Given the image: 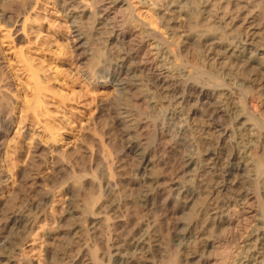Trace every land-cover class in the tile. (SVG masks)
Segmentation results:
<instances>
[{"label":"bare ground","instance_id":"obj_1","mask_svg":"<svg viewBox=\"0 0 264 264\" xmlns=\"http://www.w3.org/2000/svg\"><path fill=\"white\" fill-rule=\"evenodd\" d=\"M202 1L192 22L186 0H0V264H156L165 232L179 248L176 264H264V205L255 220L250 206L256 196L247 190L264 171L252 153L264 149L262 133L239 135L236 150L230 145L220 156L234 132L220 127L224 119L217 124L229 113L217 100L226 94L178 81L191 75L190 64L179 76L175 71L179 40L211 43L204 62L222 74L234 70L232 60L250 70L264 106V19L256 10L264 0ZM201 20L220 32L191 39L184 27H199ZM143 107L151 110L146 119ZM153 128L160 146L194 148L190 138L200 133L207 149L189 156L184 169H201L211 180L200 175L197 187L187 189L190 176H152L160 162L141 142ZM91 139L106 153L104 178L95 169L100 160ZM81 154L88 170L78 169ZM131 155L138 176H117ZM66 175L78 188L63 184ZM260 189L264 201V181ZM20 191L26 199L9 206ZM75 192L84 194L85 209L73 206ZM201 197L197 220L165 227L170 216L193 211ZM62 234L74 236L70 253L52 248ZM87 239L100 247L96 254Z\"/></svg>","mask_w":264,"mask_h":264},{"label":"rangeland","instance_id":"obj_2","mask_svg":"<svg viewBox=\"0 0 264 264\" xmlns=\"http://www.w3.org/2000/svg\"><path fill=\"white\" fill-rule=\"evenodd\" d=\"M231 1L234 2V3H236V2L244 3V2H247L248 0H231ZM202 2H203L202 0H186L187 9H188L189 13L191 12V14H192V20H193L192 22L196 21V19L198 18L197 14H199ZM225 8H227L226 5L222 7V9H225ZM256 10H258L261 13L260 16H262L263 19H264V7H263V5L261 3H257ZM205 17H208V16L205 15ZM217 22H219V21L217 20ZM262 22H264V20ZM211 27H213V24H211L210 22H206V21H202L201 20L199 27H196L194 24L193 25L192 24L191 25L187 24L184 27V30L187 32V35H191V39L196 41V40L199 39L200 36L209 35V34L214 33L215 30H211L210 29ZM217 27L220 28V24L219 23H217ZM220 29H221V32H222V28H220ZM215 32H218V30H216ZM219 32H220V30H219ZM198 35H199V37H197ZM198 41H196V43H192L190 45H185V43H182V41L179 40V44L178 45L180 47V54H179L180 63H179V65L176 66L175 71H178L177 75L179 76V74L184 73L183 72L184 69H188V67H186V64H190L191 67L188 70H191V75L187 76V77L185 75H180L181 77L180 78L178 77L180 79V80L178 79V81L185 82V83L188 82V83H191V85L194 84V85L202 86V87H205L207 89H211L212 92H214L215 89L219 88V90H216V93L218 92L217 94H219V97L222 94H226L227 98L229 97V99H226V96L222 95L220 97V99L217 98L218 101L219 100L221 101L220 102L221 108L224 106V108L222 110L224 113H225V110L227 109L226 106H229V108L227 109L229 111V113H227L228 116L225 115L226 117H224L222 119L219 118L217 124L220 123L219 121H223V119H224V121L226 120L225 122L223 121L221 123L222 125L220 124L221 126L220 125L219 126L222 129H224V128L227 129L228 128V130L234 131L236 134H234V132H232V134L230 133L231 138H232L233 141L232 142L228 141L229 145L226 144V146L224 145L225 147L223 146L224 149H222V151H220L221 152L220 156H222L224 158L225 155H228V150L232 149L231 147H233V149L236 150L235 149V148H237L236 147V144H237L236 140L240 141L239 139H241L240 136L242 134L245 136V135H248V134H255L256 132H258L260 134L262 133V137H261L262 139H261L260 146L263 145L264 144L263 143L264 142V138H263L264 137V124H262V122H261L262 119H264V106L262 105L263 104V98L260 95L261 94L260 88H258L257 85L252 82V78L253 77L252 78L250 77V76H252L251 75L252 72L250 70H244V69L237 68L236 65L234 66V64H236L235 61L232 60L234 63L232 61L228 62V67L230 65L229 68L231 69V67L233 65L232 69H234V70L231 71V72L225 71V73L222 74L223 71H221L222 70L221 67L219 68V66L218 67L213 66L212 62H208V63L204 62L205 56L207 55L208 52H210V50L205 49V47H206L205 45H207L206 48L211 49L212 47L209 48L210 47L209 45L211 43L203 44V45L200 46ZM206 50L208 51L207 53H206ZM204 63L207 64L206 65L207 68H206ZM229 63H231L232 65L229 64ZM228 67L226 69H229ZM202 68H203V71L202 70L200 71V69H202ZM204 68L206 69V71H204L205 70ZM214 68H215V70L217 72L214 70ZM218 76L220 77L219 80H221L224 83V86L221 87L222 89L224 88L223 90H220L221 88L218 87L217 84H216L217 83V79L219 78ZM143 82L147 83L145 81V78H143ZM227 90L230 91L231 93L234 92V95L233 94L229 95L230 92H228ZM219 92L220 93L222 92V93L220 94ZM226 92L228 93V95H227ZM228 100H230V103L228 102ZM222 101L223 102H227V103H224L225 105H223ZM234 101L236 102L235 103L236 105L233 103ZM231 102L233 103V105H232ZM124 104H125V102H123V101L121 103H119V105H124ZM243 104H244V106L242 108L238 107V106H242ZM230 105H231L232 109H231ZM245 105H246V109H244ZM229 109H231V110H229ZM236 109L239 112L238 111L236 112ZM227 110H226V112H228ZM141 111H142V113L144 115L143 116L144 119L148 118L149 115L151 116V114H149L151 110L146 109V107L141 108ZM231 111H232V114L235 112L236 114L238 113V115H236V114L229 115L231 113ZM229 116L232 117V118L230 119ZM252 119H255V121H253ZM223 123H225V125ZM252 126H254V127H252ZM251 127H252V129H251ZM255 127H257V128H255ZM102 128H103V126H101V129ZM151 130H150V135H149L150 137L148 135L147 136L145 135L143 137V140L141 142L142 143L141 147L142 148L145 147V149H146L145 152H147V151H148V153L151 152V151L152 152L153 151L156 152V154H154L155 159H156V161L160 162L159 166L154 170V174L152 176H188V177H186L187 180H185V181H188L189 176H190L191 177L190 179L193 182L189 179L190 180V182L188 181L189 183L185 182V181H183V183L185 182L184 184H185V187L187 186L186 187L187 189L196 188L198 184H197V182H195L196 184L194 183V178L196 179V177H198V179H196V180L197 181L199 180L200 175H202L201 174V172H202L201 169H193V168L191 169V168H188V167H186L184 169V165H185V163L187 161V158H189V156H192V155H198L199 156L207 149V145L205 146L203 144V141L206 143V139L205 140L199 139L200 137H198V136H200L199 135L200 133H197V135H193L190 138V140L195 144L194 148H189V147L181 148V147H179L177 145H172V144L160 146L159 139H158V141H156V138H158L156 136V134H157L156 131H154V128L151 129ZM237 132H238V135H237ZM258 133H257V136H260ZM255 136H256V134H255ZM202 137L205 138L204 136H202ZM144 138H145V140H144ZM231 138L229 140H231ZM111 139L116 144L114 147L117 149V152L119 150H121L122 145L120 144V141L118 140L117 135L112 136ZM234 141H235L236 144L234 143ZM143 142H144V144H143ZM254 142L255 141H253V143ZM91 143H92L91 147L93 149H95V151L97 152V154L99 156V160H100V163L96 165L95 169L98 170L101 173L100 176H99L100 178H102L103 176L106 177V174L104 172V170L106 169V165L103 163L104 158H106V155H105L106 153L103 150L101 144L97 140L91 139ZM157 144L159 146H157ZM221 144L223 145V143H221ZM255 144H256V142H255ZM230 145H231V147H230ZM227 147L229 149H227ZM143 150H144V148H143ZM263 151H264V149H261V147H257V148H254L252 153L254 154V158H255L256 161H262V163L264 164V152ZM223 153H225V154H223ZM245 156L246 155H244V158H246V160H245L246 163L247 162L249 163V161L252 162L251 158H249L247 156L245 157ZM112 158L114 160H116L117 155L113 156ZM75 160L74 161L78 164V169L79 170H86V169L88 170L89 161H88V157L86 155L84 156L83 154H81L80 156H77L75 158ZM137 165H138V163H137L136 159L132 155L129 156L124 161H121V168H119L118 164H117V167L121 171V173L119 175H117V176L131 177V178H132V176L133 177L138 176V175H136ZM217 166H218V167H216L217 169L215 168L216 170L213 169V170H215L214 172H216L218 170H221L220 168H222L221 164H218ZM250 168L251 169L253 168V163L250 165ZM186 170H187V172H186ZM213 170L210 171V174L214 175V173H211V172H213ZM252 170H254V168ZM197 172H199V174ZM253 173L251 172L250 174L256 175L255 172H253ZM206 175H209V173L206 174ZM206 175H202V176H206ZM152 176L150 175V177H152ZM63 177L64 176L61 177V179L64 180L63 182H65V183L62 182L63 184H68V185L70 184L71 188H74V187L78 188L79 184L75 182L76 179L75 180L71 179L72 176L66 175L64 177L66 180L63 179ZM68 177L70 178V181H69ZM145 177H147V176H145ZM205 178H204L205 180H207L208 178H209V180H211V178L209 176L208 177L206 176ZM260 178H259L260 181L258 180L259 183L252 184L251 186H247V190L251 191L256 196V200L250 206L251 209H253L256 212L255 213L256 215L254 216L255 220L256 219H260L261 218V213L263 212L264 201H263V199L261 198V196L259 194H260V190H261L260 189L261 188V184L264 181V171L261 173ZM71 181H73V182H71ZM60 183H61V180H60ZM60 183H59V181H58L57 184L55 183V186L53 188H55V187L58 188V186H60L62 184V183L61 184ZM194 184L196 186H194ZM72 185L74 187H72ZM136 192L138 193V191H136ZM136 192L134 193L135 197L140 194V193L137 194ZM73 197L71 198V202L73 200V202H72L73 206L79 205L81 210L85 209L84 204H86V203L84 201L85 200L84 194H80L79 195L78 193L75 192ZM106 197H107V195H105V198ZM24 198L26 199L25 194L22 191L18 192L14 196V198L12 200H10L9 206L12 207L16 201L19 200V202H20V201L24 200ZM203 198L204 197H201L200 200H198L196 202L195 206L193 207V211L190 208H188V209L181 210L180 211L181 213L178 214V215H175V216H172V217L170 216L171 219L170 218L169 219L171 221L169 220V222L168 221L165 222L166 223L165 227L167 228L168 226H170V225L173 226L175 224L186 225L188 222L192 221L193 219H194L193 221H195V219L197 218V213H196V211H197L196 209L197 208L196 207H201V206L204 207L205 206V205H203V203H204ZM258 198H261V199H258ZM182 202H181V207L180 208H183V206L185 205V202L184 201H182ZM200 204H202V205H200ZM194 209L196 210L195 212H194ZM194 213H196V214H194ZM147 215L149 216L150 219L152 217L151 220L154 219L153 215H151V214H147ZM143 217H144V215H140L141 220H146L147 219L146 216H145V218H143ZM74 221L71 222V223H74V224L78 223V221L77 222H74ZM173 223H175V224H173ZM251 231H252V229H251ZM251 231H250V233H251ZM249 234H248V236H249ZM219 235H221V234H219ZM248 236H244V237L247 238ZM73 237H74L73 234L71 236L62 234L61 236H59V239H57L56 241H53L54 243L51 242L52 248L55 249V250H59L61 252H67L68 251V253H70L71 252V248H72L71 244H72ZM163 237H164V240H163V242L161 244V246L163 248V251L161 252L162 255L161 254H157L156 255V257H157V258L155 257L156 262H157L156 264H176L177 258L179 257V248H176V247L174 248V246L171 245V240L172 239H171V236L167 232L164 233ZM87 241H86V243L87 244L89 243L91 249H93L92 253L96 254V251H98V249H100V247L97 246L98 244H96L95 241H93L92 239L91 240L87 239ZM84 243L85 242H83L82 244L85 245ZM224 246L232 248L234 245L232 246V245L224 244ZM239 251H240V249H237L236 252L234 253L236 258L238 257ZM87 253H88V255H90L89 252H87ZM163 256H165V257H163ZM216 257H219V253L216 254ZM236 258H235V260H236ZM162 259H163L164 262L161 263ZM50 260H49L50 261L49 263H52V264H58L59 263L58 261L54 260V262H53L52 259H50Z\"/></svg>","mask_w":264,"mask_h":264}]
</instances>
